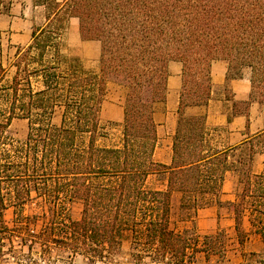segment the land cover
<instances>
[{
	"label": "trees",
	"instance_id": "16d2710c",
	"mask_svg": "<svg viewBox=\"0 0 264 264\" xmlns=\"http://www.w3.org/2000/svg\"><path fill=\"white\" fill-rule=\"evenodd\" d=\"M39 6L45 23L33 26L30 42L18 48L10 77L0 55V256L5 239H17L30 250L55 246L90 264L114 263L130 233L134 264H188L197 252L223 257L222 231L201 239L171 229V199L181 192L197 206L212 197L220 204L225 175L237 169L242 192L239 202H228L236 230L248 210L264 246V170L251 173L252 156L244 166L230 164V150L208 143L204 117L185 114L209 101L213 61H225L234 79L250 69L252 95L264 96V0H44ZM71 18L85 41L101 44L99 72L64 58L61 41ZM172 61L182 64L183 88L172 163L165 166L154 159V104L167 98ZM110 79L128 89L121 147L97 144ZM14 119L28 121L23 142L7 136ZM256 147L264 151V134L255 137ZM159 173L167 176L166 189H147ZM74 200L83 206L78 221L67 214ZM27 206L48 218L39 233L31 234L37 215L25 216ZM11 208L9 227L3 218Z\"/></svg>",
	"mask_w": 264,
	"mask_h": 264
},
{
	"label": "rangeland",
	"instance_id": "374dc122",
	"mask_svg": "<svg viewBox=\"0 0 264 264\" xmlns=\"http://www.w3.org/2000/svg\"><path fill=\"white\" fill-rule=\"evenodd\" d=\"M2 1L0 55L4 65L10 69V77L14 72L10 65L18 48L25 47L30 42L33 26L45 23L46 9L44 6H39L44 3V0ZM61 50L66 60H78L86 70L99 72L101 44L97 41H85L82 38L78 20L70 19L67 23L62 36ZM247 72L251 78V70L244 68L243 74ZM127 92V86L121 81L116 79L108 81L100 114L102 131L101 137L97 139L98 146L121 147L123 142V106ZM252 98L254 101L264 103V96L253 94ZM53 122L56 125L60 124L61 115L59 112ZM27 133L28 121L14 119L8 129L7 136L11 142L18 143L25 141ZM258 149L260 148L256 147V150ZM166 183L167 176L159 173L148 178L146 187L149 190H164ZM236 192L238 196L234 202H239L242 187H237ZM221 194H223V189ZM221 194L219 195L220 201ZM82 208L80 201L70 202L68 217L72 221H78L81 218ZM200 211L202 212L201 217L198 216ZM24 213L28 217L37 215L30 221L31 234L41 232L48 222L47 217L41 216L39 207L27 206ZM14 218L12 208L4 212L3 219L9 227L13 226ZM170 227L178 233L191 230L201 239L206 235H213L220 231L224 233L225 256L197 252L193 262L188 264H264V246L261 237L255 231V226L250 221L249 211H245L241 216L239 234L236 230L235 212L233 207L228 205V201H221L219 204L216 198L212 197L197 206L193 197L183 195L181 192H174L171 199ZM15 240L12 243L9 239H5L3 248L5 255L4 257L0 256V264H19L17 256L24 257L25 264H90L83 255L74 254L65 248L53 246L41 250L39 246H35L30 250L27 246L19 245L17 239ZM131 241V234H126L121 251L116 256L114 263L104 261L96 264H134L131 261Z\"/></svg>",
	"mask_w": 264,
	"mask_h": 264
},
{
	"label": "crops",
	"instance_id": "0c3cea01",
	"mask_svg": "<svg viewBox=\"0 0 264 264\" xmlns=\"http://www.w3.org/2000/svg\"><path fill=\"white\" fill-rule=\"evenodd\" d=\"M210 76L209 101L202 106L186 107L185 114L204 117L208 143L219 150H230V164L244 166L252 156L251 173L261 174L264 170V151L255 149V137L264 134V103L252 98L250 74L247 72L241 78H231L228 76V64L225 61H213ZM182 88V64L172 61L169 64L167 98L154 106L158 130L154 159L165 166L172 163ZM251 143L254 144V150L251 149ZM237 187H243L240 170L227 171L221 201H236ZM198 216H202L201 211Z\"/></svg>",
	"mask_w": 264,
	"mask_h": 264
}]
</instances>
